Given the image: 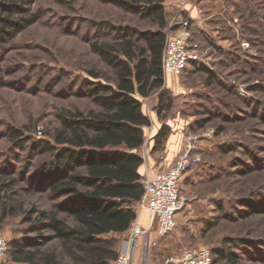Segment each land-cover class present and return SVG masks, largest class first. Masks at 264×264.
I'll use <instances>...</instances> for the list:
<instances>
[{
    "label": "rangeland",
    "instance_id": "1",
    "mask_svg": "<svg viewBox=\"0 0 264 264\" xmlns=\"http://www.w3.org/2000/svg\"><path fill=\"white\" fill-rule=\"evenodd\" d=\"M238 1H191L207 24L203 26L206 30L193 27L218 45L203 44L201 60L220 82L209 84L203 73L182 70L179 86L164 89L169 107L157 115L171 121L173 127L181 126L185 140L190 135L197 137L201 161L186 172L187 188L183 186L186 173L179 187L188 197L181 212L187 204L196 203L198 213L181 225L177 223L174 235L168 234L177 237L176 242L172 243L173 251L161 260L155 257L156 246L144 239L143 264H173L172 258L182 249L198 246L222 248L237 256L234 262L226 258L216 264H264V2L244 0L249 5L243 13L245 26L236 13ZM32 8L38 15L36 22L5 45L0 57V183L12 173L24 179L22 185L35 184L36 169L49 157L32 151V143L53 142L63 110L86 113L95 107L85 95L87 84L98 80L90 71L113 75L91 50L93 42L110 33L103 23L139 31L157 28L149 19L99 0H36ZM205 119L203 127L196 123ZM11 128L21 133L20 143L10 137ZM223 144L237 148L225 153L220 150ZM30 203L50 209L54 200L48 192H32L25 196V207ZM245 203L257 212L239 218L236 211L246 208ZM206 220L218 222L202 234ZM0 233L8 245L11 240L34 235L22 214L5 218ZM115 237L120 254L127 236ZM8 247V264H27L13 261Z\"/></svg>",
    "mask_w": 264,
    "mask_h": 264
},
{
    "label": "trees",
    "instance_id": "2",
    "mask_svg": "<svg viewBox=\"0 0 264 264\" xmlns=\"http://www.w3.org/2000/svg\"><path fill=\"white\" fill-rule=\"evenodd\" d=\"M35 1L0 0V57L5 45L36 22L38 15L32 8ZM99 1L149 19L157 28L139 31L103 23L110 33L102 41L93 42L91 50L113 75L107 77L90 71L98 80L87 84L85 95L95 107L86 113L63 110L59 114L60 128L52 135L53 142L32 143V151L38 150L49 157L36 169L35 184L22 185L24 179L11 176L12 173L3 177L0 225L7 217L22 214L25 222H29V231L34 232L21 240L10 241L12 259L18 263L112 264L119 255L115 236L128 230L136 218L135 208L143 193L138 172L143 158L138 150L143 144V128L150 125L142 112L140 98L158 90L157 114L169 107L165 101L167 92L161 88L162 55L170 28L164 0ZM238 2L236 13L246 26L243 13L249 5L244 0ZM221 24L224 26L223 21ZM191 32V40L200 47L211 43L218 46L193 25ZM205 64L202 60L190 61L183 71L190 74L199 71L209 84L217 81V75ZM207 120L196 123L203 127ZM169 133L170 127L163 124L155 135L154 150L166 141ZM9 134L17 143L23 140L16 129L11 128ZM236 148L231 144L220 146L225 153ZM32 192H48L54 200L52 207L40 209L35 203L25 207V196ZM245 206L236 211L239 218L257 212L251 204ZM224 216L235 220L231 215ZM217 222L204 221L202 234ZM211 253L213 264L226 258L234 262L237 258L222 248L211 249Z\"/></svg>",
    "mask_w": 264,
    "mask_h": 264
},
{
    "label": "built area",
    "instance_id": "3",
    "mask_svg": "<svg viewBox=\"0 0 264 264\" xmlns=\"http://www.w3.org/2000/svg\"><path fill=\"white\" fill-rule=\"evenodd\" d=\"M184 1L179 2L181 8ZM200 12V10H199ZM179 18L172 23L178 24L166 37L162 71L164 75H178L188 62L201 60L202 48L199 43L192 41L191 21L188 16L179 13ZM41 134V127L37 128ZM197 137L190 135L184 142L183 149L176 156L173 163L166 169L156 172L143 181V193L137 207L150 211L156 222L158 236L164 237L173 232L177 226L176 214L188 202V197L180 190L179 183L182 176L200 163L201 156L196 151ZM130 235L142 233V227L132 222L129 228ZM8 243L0 233V264H8L6 257ZM173 264H213L211 249L206 246L184 248L172 258ZM112 264H130V257L120 253Z\"/></svg>",
    "mask_w": 264,
    "mask_h": 264
},
{
    "label": "crops",
    "instance_id": "4",
    "mask_svg": "<svg viewBox=\"0 0 264 264\" xmlns=\"http://www.w3.org/2000/svg\"><path fill=\"white\" fill-rule=\"evenodd\" d=\"M180 1L181 0L163 1L166 19L168 18V27L170 28L172 23L180 17L178 12H182L189 16L193 26L195 24V26L200 27L201 30H206L203 27L206 23L204 22V19L198 14L196 6H194L191 2L192 0H182L184 1V4L181 8L179 7ZM221 41L223 42L225 40L223 39ZM179 75L180 74L164 75V83L161 89H176L177 86H179ZM156 92H158V90ZM156 92L152 93L148 97L140 98L142 101V112L150 120V125L143 128V144L138 150L139 154L143 158V163L138 168V172L142 177V183L147 177L154 175L156 172L166 170L173 163L178 153L182 151L185 142V137L182 132L183 128L181 126L173 127V123L171 121H163L158 118L156 113L158 96ZM163 124L170 127V133L166 141L158 149L154 150L153 145L155 135ZM188 176V173H186L185 177L183 178V186L185 188H187V185L189 184V181L187 182ZM198 201L202 200L198 199ZM197 209L198 205L196 203L187 204L182 212L180 211L176 214V218H179V220L176 219L179 221L177 223L181 225L185 221V218L189 219L196 217L198 213L196 212ZM135 211L136 218L133 222L138 223L142 227V233L138 235H130L129 229L122 233L124 236H127V238L125 237V239L122 241V253L129 255L130 264H143L142 244H144V241L147 240V243L156 246L155 257L158 256V260H161L162 257L173 251L172 243L176 242L177 237L172 236L173 233L164 237L158 236L156 232V222L150 211L139 207L135 208ZM176 234H180V238L183 236V233L177 232Z\"/></svg>",
    "mask_w": 264,
    "mask_h": 264
},
{
    "label": "water",
    "instance_id": "5",
    "mask_svg": "<svg viewBox=\"0 0 264 264\" xmlns=\"http://www.w3.org/2000/svg\"><path fill=\"white\" fill-rule=\"evenodd\" d=\"M178 24H174L171 26V30H174L175 28H177Z\"/></svg>",
    "mask_w": 264,
    "mask_h": 264
}]
</instances>
